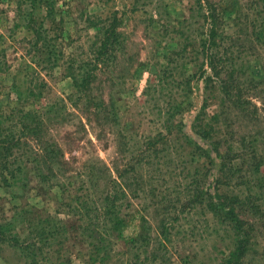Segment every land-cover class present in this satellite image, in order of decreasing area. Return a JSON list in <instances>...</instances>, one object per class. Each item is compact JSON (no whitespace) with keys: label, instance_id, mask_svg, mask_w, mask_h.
<instances>
[{"label":"rangeland","instance_id":"obj_1","mask_svg":"<svg viewBox=\"0 0 264 264\" xmlns=\"http://www.w3.org/2000/svg\"><path fill=\"white\" fill-rule=\"evenodd\" d=\"M211 2L229 12L224 21L239 71L247 70L246 80L256 67L262 80L264 39L256 33L264 29V0ZM205 13L198 0H0V116L7 115L6 135L22 137L13 154L24 169L22 181L8 186L4 179L11 176L0 165V224H7L6 234L0 231V264H33L13 238L38 242L40 264H94L90 243L102 228L92 219L101 196L115 190L113 182L123 181L119 176L127 167L131 197L109 225L106 264L228 260L232 234L215 224L209 207L218 178L224 179L222 193H247L239 211L251 225L252 241L243 264H264V183L236 185L249 178L243 175L256 174L260 161L264 173V87L248 97L253 106L247 111L221 92L206 106L211 115L228 113L234 142L247 138L237 144L246 154L234 161L246 167L228 179L211 144L195 129L209 95L205 80L194 77L209 26ZM112 16L121 22L117 59L103 68L86 67L95 35L89 21ZM41 26L57 61L37 40ZM87 71L95 79L81 88ZM11 108L32 113L24 129L7 119ZM222 127L221 122L227 130ZM160 134L169 138L146 146ZM250 147L258 158H249ZM85 200L91 215L70 208L73 203L84 210ZM48 222L45 235L35 230V224ZM132 239L139 242L136 248Z\"/></svg>","mask_w":264,"mask_h":264},{"label":"trees","instance_id":"obj_2","mask_svg":"<svg viewBox=\"0 0 264 264\" xmlns=\"http://www.w3.org/2000/svg\"><path fill=\"white\" fill-rule=\"evenodd\" d=\"M198 1L200 9H204L205 11L207 10L204 17L209 26L204 31L205 37L203 44L199 46V60L194 77L205 80L207 94L209 93V95L205 100L202 110L197 116L195 129L201 138L207 140L211 144L212 151L216 153L217 159L220 160L221 172H223L225 177L230 179L234 175L238 174L240 169L244 168V166L246 167L245 164H241L240 162H238V165L236 166L235 162L239 161L246 154V147H238L237 144H246L247 138L243 141L236 140L234 142L230 132V128L234 127V125L230 122L231 120L226 118L228 113L222 112L220 114L216 113L211 115L207 113L206 106L209 104L210 100L217 98L221 92V94L226 96L228 99L234 101L235 107H238L239 109H242L243 107L242 111H247L246 109L249 106H253V102L249 100L248 97L252 94L259 93L257 92L258 90H262L261 87H264V78L262 80L259 79L262 77L258 72L259 69L255 67L250 74L252 78L250 77L245 80L244 76H246L247 70L246 72L243 70L239 71V62L234 57L231 58L230 54H233V49L230 47L231 45H234V43L232 36H229V33L227 32L226 21H224V17L227 16L229 12L223 11L224 9L222 10L217 5L213 4L211 0ZM89 23L91 28L95 30V35L92 38L90 54L87 56L85 66L90 67L94 65L96 67L95 69L106 67L117 59L118 52L120 51L119 48L122 42L119 34V24H121V22L118 16H112L106 21L98 19L96 23L99 24H96L93 20H90ZM35 34L38 36V42L42 41L41 47H43L45 51L47 50L50 56L54 55L55 52L52 50L53 46L49 39L47 29L43 26L38 27ZM256 36L260 39H264V29L262 31L258 30ZM52 57H54V61H57L56 54ZM95 76L96 74L94 72H85L78 83L79 87L88 88L91 86ZM73 78L77 80L76 75H74ZM190 80L191 78H189L187 82ZM162 83V80L158 79L156 84L159 86L162 85ZM260 93L264 94V90ZM181 107V105L175 107L176 112L174 113L169 110V118L167 120L169 123H172L179 110H181ZM31 115L32 113H26L25 110L21 111L17 108H11V112L7 119L11 122H15L16 124H21L23 128L25 120H27ZM6 116L7 115H4V117L0 116V152H3V156L0 153L3 159L0 162V165L5 173L11 176L4 179L7 185L11 186V182L20 183L22 181L21 175L24 172V169L19 164L18 158L14 157L13 154V150L16 149L18 142H22V137L20 135V137H18L15 133L6 135L7 131L5 133L3 132L4 129L7 130L8 128L3 120ZM42 118H40V121ZM221 122L223 126L222 128L227 127V130L221 129ZM27 126H30L32 130H36L38 128V126ZM167 138L169 137L160 134L159 138L150 139L146 146L150 147L151 145H155V147H157L162 140ZM190 142L193 144V142L189 139V143ZM255 142L257 143L258 141ZM225 146H227L226 152H222V147ZM257 155L258 154L255 151V148L250 147L249 158H258ZM45 158L46 155L40 160L42 164H46ZM262 163L260 161L256 165V174H252L251 176H249L250 174L243 175L248 176L249 178H243L244 180H242L240 184L236 185L256 186L259 183L263 185L264 179L262 180V177L264 178V173L261 169ZM129 174L130 170L129 167H127L119 176V180L123 179V181H117L118 179H116L113 182L115 187L113 189L115 190L112 192H114V194L112 192H104L101 196L100 208L96 211V213L98 212V215L95 219H92V221L97 225L101 223V226L98 225V227L102 228V231L99 228L98 236L90 243L92 250L91 259L94 264H106L109 260H111L112 248L110 247L111 243L107 238L109 225L111 222L117 220L116 215L122 209L124 203H129V198L131 197L130 190L132 191V183H128L130 179ZM241 176L242 175H240V177ZM224 184V179H215V188L218 192L213 196L215 201H211L209 204L210 210L213 213L215 224L223 226L226 232H230L232 234L233 248H229L231 249L229 251L230 258L225 260L222 264H243L247 255H249L250 244L252 241V232L249 231L251 230V225L244 221L239 211L243 208L245 195L247 193L229 191L222 193L220 187ZM227 185H230V182ZM88 197L90 198L91 195ZM83 198L84 197L81 196L78 200L82 201L84 200ZM82 205L84 210L81 208L82 206H75L73 203L70 204V208L72 207L74 210L80 211V213H84L83 211H85L86 214L91 215L89 210L92 206L87 203V200L82 202ZM35 225V227H37L35 230L43 236L45 235L43 230L49 228L47 226H50V222L42 224L38 223ZM6 228L7 224H0V231L3 232V235L6 234L4 231ZM56 231L58 230H55V232ZM90 232L96 233L95 231ZM243 237H245V239H243ZM91 238L93 237L91 236ZM11 241L13 243L16 242L15 246H18L20 250L26 251L27 253L29 251L28 257L32 259L33 264H40V262L36 259L39 255L43 254V248L38 246V242L35 243V240L32 243H28L26 241L20 242V240H17L16 238H13ZM131 243H134L133 246H135V248L136 245L139 244L136 239H132ZM137 249H140V247L137 246Z\"/></svg>","mask_w":264,"mask_h":264}]
</instances>
